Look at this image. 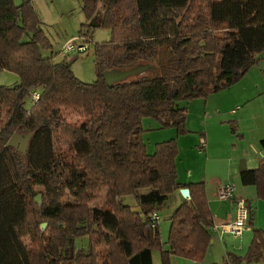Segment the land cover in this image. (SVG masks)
Wrapping results in <instances>:
<instances>
[{
  "label": "trees",
  "instance_id": "obj_1",
  "mask_svg": "<svg viewBox=\"0 0 264 264\" xmlns=\"http://www.w3.org/2000/svg\"><path fill=\"white\" fill-rule=\"evenodd\" d=\"M80 1L79 38L89 40L97 26L110 31L94 46L91 82L72 72L66 55L58 62L43 55L52 45L32 0H0V71L19 78L0 85V264H153L152 249L161 264H171V255L200 264L214 223L204 185L177 182L174 138L147 152L141 119L187 133L179 101L226 89L259 62L264 0ZM139 63L152 66L105 83V70ZM33 90L39 97L27 107ZM13 133H32L25 153L6 145ZM242 178L264 184V158ZM180 188L190 199L172 210L165 249L150 215ZM102 194L103 204H92ZM129 194L137 209L117 200ZM253 233L237 258L246 264L264 249V233ZM78 238L85 247L75 245Z\"/></svg>",
  "mask_w": 264,
  "mask_h": 264
},
{
  "label": "crops",
  "instance_id": "obj_2",
  "mask_svg": "<svg viewBox=\"0 0 264 264\" xmlns=\"http://www.w3.org/2000/svg\"><path fill=\"white\" fill-rule=\"evenodd\" d=\"M184 106L187 109V133L165 127L168 129L166 136L157 142L175 139L178 145L177 182L185 186L193 182L203 183L215 225L231 222L235 216V200H219L216 196L220 184L233 182L234 195L244 200L249 211L248 228L243 231L245 236L242 235L248 238V250L253 231L264 233V184L242 178L244 169L257 170L264 158V54H260L259 62L251 66L238 82L206 98L191 99ZM192 109L198 111L194 116L191 115ZM165 128L159 126L157 129ZM179 190L173 192L177 204L184 199ZM212 231L219 235V239L228 235L212 228L210 235ZM263 254L264 249L262 259ZM243 256L235 254L232 259Z\"/></svg>",
  "mask_w": 264,
  "mask_h": 264
},
{
  "label": "rangeland",
  "instance_id": "obj_3",
  "mask_svg": "<svg viewBox=\"0 0 264 264\" xmlns=\"http://www.w3.org/2000/svg\"><path fill=\"white\" fill-rule=\"evenodd\" d=\"M21 0H15V3H20ZM80 0H32L33 8L36 10L37 15L42 21V29L45 34L48 35L52 50L44 49L42 51L43 55H50L53 53V60L58 62L65 57L64 52L61 47L66 42H75L77 44L86 45V49L83 51L77 50V48L72 49L66 58L69 60L71 65V70L74 74L83 82H91L95 80L96 73L93 67V54L94 46L96 42L107 41L110 38V31L103 27H95L93 30V36L85 41L79 38L78 29L82 22L86 21L83 13L81 12ZM84 41V42H83ZM62 52H61V51ZM264 54V53H262ZM19 78L13 72L6 70L0 71V85L11 86L18 84ZM31 96L26 98V106L28 107L31 102ZM186 102L179 101L178 105H184ZM234 107V106H230ZM198 112V111H197ZM195 110H191V115H196ZM229 111L226 112V114ZM65 116L69 121L76 120L78 115L65 112ZM143 131L140 133L141 138L147 147V152L152 153L155 149V143L163 137L166 136L165 132L168 131L165 129H157L160 125L157 120L153 117H143L141 119ZM165 135V136H163ZM163 141V140H161ZM148 188H141L138 192H146ZM176 194L170 193L166 200L161 202L158 213L160 219L159 224V237H161V242L163 248L167 249L168 241V231H169V216L173 212L172 210L177 207L180 203H176ZM35 199V197H34ZM117 200L123 204H130L132 208L135 209L136 199L132 194L118 197ZM104 202V194H102L98 199L95 200L92 204L102 205ZM177 204V205H176ZM43 224V222H42ZM41 224V225H42ZM40 225V226H41ZM47 224L44 222V226H41V229L45 230ZM248 226L245 228L247 230ZM244 230V231H245ZM211 242L209 243L208 249L201 260L200 264H246L243 261L233 260L232 256L245 255L247 251V242L248 238L243 237V232L240 236H233L231 234L225 235L224 238L219 239V235L212 231ZM243 235V236H242ZM242 236V237H241ZM241 237V238H240ZM76 246H86L87 240L85 238L76 239ZM114 250V246L112 247ZM228 254L232 255L231 257ZM181 261H185L175 255H171L170 263L171 264H180ZM152 263H160V250L152 249ZM248 264H264V259L259 258L258 260H253Z\"/></svg>",
  "mask_w": 264,
  "mask_h": 264
},
{
  "label": "built area",
  "instance_id": "obj_4",
  "mask_svg": "<svg viewBox=\"0 0 264 264\" xmlns=\"http://www.w3.org/2000/svg\"><path fill=\"white\" fill-rule=\"evenodd\" d=\"M77 48L79 51H83L86 49V45L84 44H77L75 42H66L62 45L61 49L64 52V54H68L72 49ZM61 51V52H62ZM39 97V91L33 90L31 93V99L36 100ZM203 144V143H202ZM235 192V186L232 183H222L219 185L216 196L220 200H235V216L231 222H224L220 225H215L211 227L213 230H219L222 232H226L228 234H231L233 236H240L241 233L245 230L248 223V217H249V211L248 208L245 207L244 200L242 198H237L234 195ZM160 219L158 211L153 212L150 215V220L152 227L155 228L158 224V221ZM264 255V254H263Z\"/></svg>",
  "mask_w": 264,
  "mask_h": 264
},
{
  "label": "water",
  "instance_id": "obj_5",
  "mask_svg": "<svg viewBox=\"0 0 264 264\" xmlns=\"http://www.w3.org/2000/svg\"><path fill=\"white\" fill-rule=\"evenodd\" d=\"M97 20L94 19L91 24L92 26L97 25ZM151 63H139L135 66H132L130 68H123V69H116V68H110L109 70H105L103 72V79L105 83H107L109 86L115 84L116 82L124 81L125 79L129 77H133L136 75H140L148 70L149 67H151ZM32 136V133H13L9 137V141L7 142V146H13L15 147L19 152L25 153L26 148L28 146V143L30 141V137ZM179 193L182 197L186 199H190L189 197V189L188 188H180ZM39 194L35 196V200L38 201ZM44 226V223L42 224Z\"/></svg>",
  "mask_w": 264,
  "mask_h": 264
}]
</instances>
